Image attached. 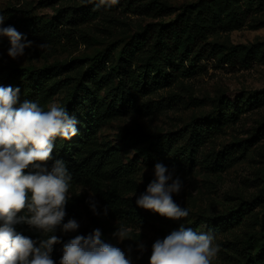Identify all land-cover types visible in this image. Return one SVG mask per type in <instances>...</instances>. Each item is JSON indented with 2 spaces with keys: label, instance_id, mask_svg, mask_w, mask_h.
Masks as SVG:
<instances>
[{
  "label": "trees",
  "instance_id": "1",
  "mask_svg": "<svg viewBox=\"0 0 264 264\" xmlns=\"http://www.w3.org/2000/svg\"><path fill=\"white\" fill-rule=\"evenodd\" d=\"M64 1L72 4L58 8L50 16L37 11L35 0H6V5L0 6V14L5 17L3 26H14L27 40L33 41L28 49L41 53L76 42L77 35L87 36L80 31L97 19L118 18L114 14L119 5L124 10L154 19L91 52L70 58L14 64L0 52V86L20 88L17 107L28 100L47 111L57 99V106L78 121V134L71 140L58 138L52 159L44 166L51 170L56 160L64 161L72 175L69 190L90 188L94 196L78 202L69 198L64 223L75 219L82 227L80 232L63 233L57 229L54 233L61 239L51 254L56 264L62 256L64 242L76 235H88L87 226H83L84 217L104 232L114 223L130 226L141 219L137 197L132 195L140 164L192 166L199 147L228 120L238 118L246 108L264 104V89L234 97L218 94L210 99L213 108L195 114L178 137L157 133L142 125L131 128L126 124L118 127L119 143L102 137L104 126L149 108L143 102L144 97L192 76L203 59L214 58L223 64L245 67L254 60H264V42L232 45L211 40L219 31H231L248 24L249 11L264 9V0H195L180 5L170 0H124L97 11H93L94 5L87 0H38V3L54 5ZM252 26L259 28L262 24ZM8 42L7 37H0V48ZM41 43L48 47L39 49L37 45ZM262 136L264 120L252 129L250 137L239 140L238 146L247 149ZM130 149L135 156L130 157ZM228 155L227 150H214L207 159V168L223 170ZM262 174L259 194L222 213H197L185 226L197 232L211 231L214 235L234 233L239 254L230 264H264V216H260L261 211L254 212L256 204L264 210V168ZM90 200L96 202L99 215L91 210ZM106 206L108 214L104 215ZM14 227L18 233L32 239L41 237V233L26 224ZM108 239L112 241L104 238L106 242H115L111 236ZM131 239L125 240L127 246L137 249L138 238L131 235ZM149 257L144 252L132 254V264H149Z\"/></svg>",
  "mask_w": 264,
  "mask_h": 264
},
{
  "label": "rangeland",
  "instance_id": "2",
  "mask_svg": "<svg viewBox=\"0 0 264 264\" xmlns=\"http://www.w3.org/2000/svg\"><path fill=\"white\" fill-rule=\"evenodd\" d=\"M123 3L124 0H119ZM174 5L195 0H170ZM72 4L70 1L56 3L54 5L39 4L35 0L37 11L41 15L53 16L60 7ZM6 5V0H0V6ZM118 6L115 16L118 18L97 19L86 25L80 33L86 34L83 38L76 36V42L65 44L56 51L33 52L28 48L25 54L16 59L8 56L10 42L0 48L7 60L14 64L28 62L43 63L52 61L54 58H70L83 52H91L94 48L105 45L107 42L119 38L128 31L138 29L154 19L153 17L133 13L130 10ZM248 24L231 31H219L211 37L218 43L252 45L256 42H264V9L250 10ZM166 18V16H165ZM158 19V18H157ZM169 19V17H167ZM260 23L262 26L254 28L252 25ZM83 39H87V43ZM200 67L192 76L181 78V83L174 86L164 87L143 98L144 104L149 108H142L140 112L131 114L122 119H116L103 127L101 135L104 138L119 143L118 127L126 124L131 128L142 125L157 133H166L179 136L185 125L195 114L210 111L213 108L211 97L223 94L226 97L245 95V93L264 89V60H254L249 66L227 65L220 63L214 58L203 59L199 62ZM57 99L52 104L57 105ZM264 120V104L246 108L238 118L228 120L222 128L213 133L212 137L199 147V153L194 163L184 168L165 163L169 170L174 169V178L179 176L183 181V188L179 194H173L174 201L189 211V215L181 220H169L152 211L141 209L142 217L138 222L130 226L132 238L137 237L139 243H144V253L151 255V246L156 239H163L171 231L179 229L181 224L186 226L188 221L197 213L208 212L212 214L222 213L236 207L242 200L259 194L263 183L264 168V136L249 145L238 146L239 140L252 135V129ZM180 141V139H179ZM239 141V142H238ZM229 151L226 156L223 170L207 168V159L211 158L213 151ZM130 157L135 156L133 150H128ZM155 178L154 167L140 164L135 181V191L132 195L137 198L146 192L148 184ZM76 194V195H75ZM90 194H92L90 196ZM69 198L82 201L83 198L94 196L92 189L77 187V191L68 192ZM254 212L261 211V205L254 206ZM85 223V224H84ZM76 231L80 232L81 223ZM121 224L114 223L107 227L104 232L100 227L90 223L89 218L84 217L83 226H87L86 233L94 229L102 230V238L108 239ZM140 229V231H139ZM240 231L242 229H238ZM234 233L224 232L215 234L214 244L218 245L219 252L212 264H230L235 261L239 254L238 245ZM116 246L127 251V242H119L114 238ZM133 249V248H132ZM140 254L135 248L132 254Z\"/></svg>",
  "mask_w": 264,
  "mask_h": 264
},
{
  "label": "clouds",
  "instance_id": "3",
  "mask_svg": "<svg viewBox=\"0 0 264 264\" xmlns=\"http://www.w3.org/2000/svg\"><path fill=\"white\" fill-rule=\"evenodd\" d=\"M87 3L97 11L115 6L119 0ZM4 21L0 14V37L8 38L7 54L16 59L33 46V41L14 26L4 27ZM37 47L45 49L48 45L41 43ZM20 91L19 87L0 86V264H56L51 254L61 239L54 233L57 229L75 232L79 224L75 219L64 223L72 181L65 162L56 160L51 170L44 165L52 159L58 138L71 140L78 134V121L56 104L45 111L37 103L25 100L17 107ZM154 176L146 192L136 199V205L169 220L187 217L189 211L173 199V194L183 188L181 178H174V169L170 171L157 162ZM89 203L93 213L99 215L96 202ZM107 214L108 206L104 208V215ZM17 224L28 225L41 237L32 239L18 233L14 227ZM112 236L123 242L131 239V229L121 224ZM214 240L211 231L197 232L181 224L179 229L154 241L149 264H212L219 252ZM137 250L143 254L145 244L138 243ZM132 251L131 247L125 251L106 242L97 228L87 236L76 235L64 242L59 264H132Z\"/></svg>",
  "mask_w": 264,
  "mask_h": 264
}]
</instances>
